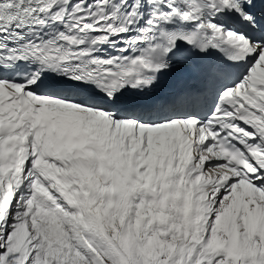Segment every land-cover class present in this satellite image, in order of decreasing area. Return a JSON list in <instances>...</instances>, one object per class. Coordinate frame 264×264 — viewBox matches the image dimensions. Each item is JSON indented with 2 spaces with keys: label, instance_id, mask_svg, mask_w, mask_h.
<instances>
[{
  "label": "snow or ice",
  "instance_id": "1",
  "mask_svg": "<svg viewBox=\"0 0 264 264\" xmlns=\"http://www.w3.org/2000/svg\"><path fill=\"white\" fill-rule=\"evenodd\" d=\"M0 264H264V0H0Z\"/></svg>",
  "mask_w": 264,
  "mask_h": 264
}]
</instances>
